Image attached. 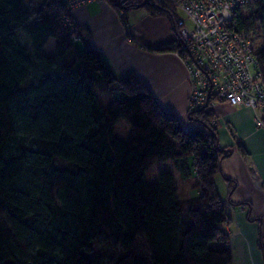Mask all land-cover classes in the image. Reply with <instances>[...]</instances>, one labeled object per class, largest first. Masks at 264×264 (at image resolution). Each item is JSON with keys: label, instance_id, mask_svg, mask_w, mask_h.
I'll return each instance as SVG.
<instances>
[{"label": "trees", "instance_id": "16d2710c", "mask_svg": "<svg viewBox=\"0 0 264 264\" xmlns=\"http://www.w3.org/2000/svg\"><path fill=\"white\" fill-rule=\"evenodd\" d=\"M109 3L125 25L133 7L169 13L176 39L156 50L186 55L163 4ZM72 11L64 0H0V264H232L215 177L233 149L220 145L213 109L183 126L137 73L115 76ZM230 29L264 86V0L238 8ZM163 161L183 180L195 174L201 192L180 199L171 170L147 182Z\"/></svg>", "mask_w": 264, "mask_h": 264}, {"label": "crops", "instance_id": "0c3cea01", "mask_svg": "<svg viewBox=\"0 0 264 264\" xmlns=\"http://www.w3.org/2000/svg\"><path fill=\"white\" fill-rule=\"evenodd\" d=\"M94 3L72 11L76 22L83 25L82 35L90 37L117 78L137 73L164 109L175 113L183 126L192 125L187 114L189 84L184 63L175 51L156 50L176 39L170 14L133 7L127 15L132 11L138 16V8L145 9L146 14L132 22L127 17L125 25L120 16L118 21L114 17L118 8L110 3ZM213 112L220 145L233 149L231 156L221 161L215 177L220 196L228 202L231 221L221 226L230 237L232 264H264V128L256 122L261 111L220 101ZM225 129L228 133H222ZM170 170L176 179L178 172L174 167ZM226 179L236 182L231 193ZM176 185L180 198L177 179Z\"/></svg>", "mask_w": 264, "mask_h": 264}, {"label": "built area", "instance_id": "2783aa9c", "mask_svg": "<svg viewBox=\"0 0 264 264\" xmlns=\"http://www.w3.org/2000/svg\"><path fill=\"white\" fill-rule=\"evenodd\" d=\"M110 1L64 0L72 9L86 3ZM143 1L117 0V4L126 7ZM156 1L175 16L185 42L189 57L183 60L190 85L188 110L192 112L202 106L212 110L220 101L233 106L242 104L261 111L256 122L264 128V86L258 61L248 51L246 42L230 29L235 12L249 0ZM179 10L191 20V28L179 17Z\"/></svg>", "mask_w": 264, "mask_h": 264}, {"label": "rangeland", "instance_id": "374dc122", "mask_svg": "<svg viewBox=\"0 0 264 264\" xmlns=\"http://www.w3.org/2000/svg\"><path fill=\"white\" fill-rule=\"evenodd\" d=\"M44 0H35V4L36 6H39L41 5V3H43ZM115 3H117V0H115ZM89 5V3H86ZM85 4V5H86ZM100 3L99 2H95L93 5L94 6H98ZM84 5V4H83ZM107 5V3H106ZM68 7V6H67ZM80 7V6H79ZM73 11H77V9L73 8L72 9ZM138 10H140L138 16H135L134 13L131 12H128V21H131L133 19H137V18H140L142 15H145L146 14V11L145 9H142V8H138ZM121 12V9L118 8V10L115 11L116 15L114 16L116 18V20L118 21L119 20V14ZM178 15L180 18H182L185 22H186V25L191 28L192 27V22L191 20L188 18V16L182 12L181 10L178 11ZM145 22V21H143ZM77 46L82 49V45L80 42H76ZM52 47H53V44L49 46V52L51 53L52 52ZM182 59V62L183 60H187L189 57H188V53H186V55L184 56H181L178 52H176ZM187 78V77H186ZM188 82V80H187ZM189 84V82H188ZM115 87V85H114ZM114 94L116 95L117 94V91H114ZM189 94H190V85H189ZM108 97V95H105ZM104 96V99H105V103L109 102V99L108 101H106L107 97ZM189 97V95H188ZM188 104H189V99L187 100V114L189 115L190 111L188 110ZM209 108V106H207ZM257 115H259L257 113ZM129 133H130V130H129V125L126 121L124 120H121L117 125H116V134L118 137H120L121 139H126L128 136H129ZM222 133H228V131L225 129V132L223 131ZM172 164H171V161H163V162H157L155 163L152 167H150L147 171V174H146V180L147 182H152L153 180H156L158 178V175L161 171H164V170H170L172 168ZM177 179V183H178V188H179V193H180V198H185L183 200H186V199H189V198H192L196 195H198L199 191L198 189H200L199 187V183L197 181V176L195 174L192 175V177L186 179V180H183L181 177H179L177 175L176 177ZM0 221H6V217L4 215L3 212L0 211ZM145 247V246H144Z\"/></svg>", "mask_w": 264, "mask_h": 264}]
</instances>
